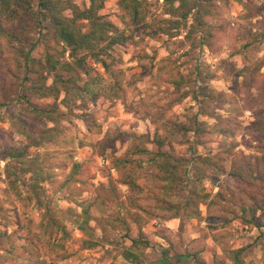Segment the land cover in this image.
<instances>
[{"label": "rangeland", "instance_id": "rangeland-1", "mask_svg": "<svg viewBox=\"0 0 264 264\" xmlns=\"http://www.w3.org/2000/svg\"><path fill=\"white\" fill-rule=\"evenodd\" d=\"M103 1L100 13L133 35L105 57L119 75L121 92L70 107L63 103L66 93L55 74L74 80L70 86L89 80L84 71L64 67L75 65L70 51L50 31L33 52L41 65L36 63L24 79L26 71L16 60L19 38H37V22L25 14L2 19L0 264H131L125 256L130 238L151 243L135 250L142 254V264H164V259L165 264H194L196 257L207 264H236L228 252L240 248L245 249L242 264H264V180L262 190L251 189L248 179L231 175L233 162L246 174L255 166L264 171V0L213 1L211 33L191 38L187 34L192 18L187 26L183 22L166 29V20L175 18L166 14L164 0H149L147 24L135 22L120 8V0ZM71 2L79 9L92 4ZM65 14L73 16L70 9ZM88 25L81 22L84 29ZM54 57L59 63L55 71L50 66ZM88 62L94 77L110 83L111 74L102 63ZM36 82L55 84L61 92L38 95L29 89ZM21 96L57 109L59 117L35 119L27 105L20 104ZM196 116L224 131L201 135L195 156H221L217 162L226 173L217 175V183L203 182L211 194L201 205L203 216L182 220L160 208L162 184L155 170L148 166L134 171L140 187L131 188L125 184L129 169H118L116 162L135 143H145L138 140L141 136L168 134L176 124L190 125ZM180 140L164 150L190 159L188 145H180ZM148 147L159 150L153 144ZM9 148L25 151L24 161L7 155ZM75 165L80 166L75 181L66 185ZM232 192L258 198L235 200ZM244 205L246 218L256 225L240 223ZM84 208L90 215L87 223Z\"/></svg>", "mask_w": 264, "mask_h": 264}, {"label": "trees", "instance_id": "trees-1", "mask_svg": "<svg viewBox=\"0 0 264 264\" xmlns=\"http://www.w3.org/2000/svg\"><path fill=\"white\" fill-rule=\"evenodd\" d=\"M213 1L215 0H164L166 14L175 18L166 20L167 23H170V28L166 29H176V26L180 27L183 22L187 26L192 18L193 22L187 36L191 38L194 34L201 33L202 37H205L212 30L208 17L211 15L209 6L212 5ZM119 5L135 22L147 24L149 0H120ZM104 8L105 3L103 0H92V4L85 9H79L71 0H0V31H3L2 19L6 21L21 18L25 14L33 15L37 22L39 29L37 38L33 40L19 38L20 48L17 50L21 51V54L17 55L16 60L19 67L26 71L24 79L28 77L26 76L29 73L28 70H34L36 63L39 62L38 59L34 58L33 52L38 48L40 40L47 37L50 31L53 30L58 43L65 46L70 51L71 57L75 59V65L67 64L64 67L69 71L78 68L84 71L89 78L83 86H70L69 84L75 83L74 80L65 81L61 76L55 74L56 81L63 84L62 92L66 93L63 103L66 107H70L76 101H97L110 94L119 96L121 92L119 75L115 74L105 57H111L112 50L117 46L127 44L133 39V35H128L112 21L107 20L100 13ZM68 9L72 10V17L66 16L65 12ZM247 17L250 18L251 15ZM84 21L89 24L86 29L81 26V22ZM13 37L16 38L17 36ZM253 41L248 44L251 45ZM52 59L50 66L55 71L59 63L56 62L55 57ZM89 59H94L96 62L103 64L106 72L111 74L110 83L107 82L106 84L103 76H93V68L89 65ZM29 89L45 97L58 95L61 92L57 85L48 86L43 82H36ZM19 102L20 104H26L28 112L37 120L56 121V118L60 115L57 109L40 107L32 103L27 96H21ZM203 115L207 116L209 112H204ZM214 129L219 134L224 131L219 129L218 126H210L208 122L201 121L196 116L190 125L176 124L168 134H157L154 137L141 136L138 140H144L145 143L132 145L127 156L117 160L116 167L122 171L129 169L125 174V184L131 188L140 187L134 171L146 169L148 166L151 167L156 172V179L162 184L159 194L163 196L158 194L157 197L160 208L182 220L201 218L203 216L201 205L211 196L209 192H206L205 187H202L203 182L208 179L217 183V175L220 172L221 174L226 173L225 166L221 165L220 160L217 162V158L221 156H195L196 146L202 143L199 137L203 134H209ZM177 138H181L180 145H188L189 152L193 155L190 159L174 156L164 150L165 146L172 147ZM149 144L156 145L159 150L154 152L148 147ZM7 155L16 162H23L26 152L21 149L9 148ZM221 160L223 161V158ZM79 167V165L74 166L72 173L65 182L66 185L75 181ZM13 171L16 172L15 167H13ZM231 175L248 179L247 182L251 189H263L260 181L264 180V171L259 167H253L252 173L246 174L238 169L236 162H233ZM221 193L217 195V198H222ZM230 195L235 200L246 198L257 200L258 198L257 194H244L243 192H232ZM230 205L233 206L234 204L231 203ZM247 211L248 208L245 205L242 206L243 215L239 217L240 223L250 226L256 225L254 219L246 218ZM234 213H237L236 209ZM84 215H86L85 223H87L90 215L86 208H84ZM82 229L87 231L85 224ZM130 240L132 246L125 251V256L131 264H142V254L137 253L135 250L142 247L149 248L151 243L143 238H130ZM228 253L236 264L243 263L244 248L231 250ZM162 263L165 264L166 260H162ZM194 264L207 263L196 257Z\"/></svg>", "mask_w": 264, "mask_h": 264}]
</instances>
